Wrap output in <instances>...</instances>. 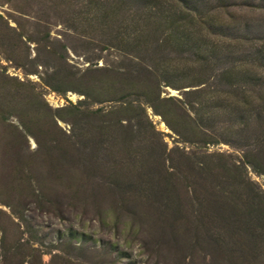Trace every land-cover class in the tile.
I'll list each match as a JSON object with an SVG mask.
<instances>
[{"label":"rangeland","instance_id":"374dc122","mask_svg":"<svg viewBox=\"0 0 264 264\" xmlns=\"http://www.w3.org/2000/svg\"><path fill=\"white\" fill-rule=\"evenodd\" d=\"M0 264H264V0H0Z\"/></svg>","mask_w":264,"mask_h":264},{"label":"built area","instance_id":"2783aa9c","mask_svg":"<svg viewBox=\"0 0 264 264\" xmlns=\"http://www.w3.org/2000/svg\"><path fill=\"white\" fill-rule=\"evenodd\" d=\"M48 98H51V97L48 96Z\"/></svg>","mask_w":264,"mask_h":264},{"label":"bare ground","instance_id":"6f19581e","mask_svg":"<svg viewBox=\"0 0 264 264\" xmlns=\"http://www.w3.org/2000/svg\"><path fill=\"white\" fill-rule=\"evenodd\" d=\"M161 124H162V122H161Z\"/></svg>","mask_w":264,"mask_h":264},{"label":"trees","instance_id":"16d2710c","mask_svg":"<svg viewBox=\"0 0 264 264\" xmlns=\"http://www.w3.org/2000/svg\"><path fill=\"white\" fill-rule=\"evenodd\" d=\"M165 208H167V207H165Z\"/></svg>","mask_w":264,"mask_h":264}]
</instances>
